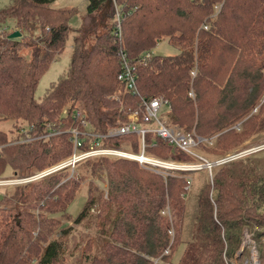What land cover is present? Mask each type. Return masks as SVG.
I'll return each instance as SVG.
<instances>
[{"label": "trees", "instance_id": "obj_1", "mask_svg": "<svg viewBox=\"0 0 264 264\" xmlns=\"http://www.w3.org/2000/svg\"><path fill=\"white\" fill-rule=\"evenodd\" d=\"M17 1L15 7L0 10V24L23 12L28 17L34 9H42L55 0ZM101 7L103 0H88L86 15L93 19ZM116 8L121 45L130 59L149 52L163 39L178 49L173 56H151L144 66L136 65L138 96L127 93L116 80L119 65L112 35ZM75 10L60 11L67 16L65 23L46 26V34L36 37V42L23 41L27 31L37 29L33 17L17 20L18 38H8L11 33L0 35V122H14L15 140L25 138V129L29 137L41 134L44 124L57 120L67 105L70 109L59 120L64 129L79 127L71 115L77 103L91 132L106 135L108 125L114 126L121 113L138 109L141 97L167 102L169 111L163 118L167 127L184 133L193 129L202 138L220 133L217 149L219 144L223 149L222 144L231 139L264 131V0H110L105 13L108 32L96 35V44L83 51L79 36L73 37L66 71L50 83L37 101L34 89L38 79L63 50L68 31L73 30L68 20L75 16ZM25 48H30L28 60L21 55ZM101 55L105 59H100ZM92 57L100 59V63L92 65ZM239 122L240 134L226 131ZM60 136L73 147L71 133ZM124 137L132 139V151H138V138L133 134L103 140L117 148ZM12 140L0 131V179L6 178V167L10 174H26L32 165L43 162L39 158L32 160L31 156L38 153L30 150L43 141L10 144ZM143 145L147 152L159 157L193 161L151 134L144 135ZM82 147L83 143L75 150L77 154L86 152ZM42 155L45 160L46 152ZM90 160H82L87 177L93 184L108 177L106 193L103 196V191L88 184L75 213L69 208L77 187L66 191V181L58 186L59 192L48 194L49 183H57V172L0 197V264H55L61 245L49 242L48 235L57 226L51 221L56 213L73 224L86 218L107 224L110 242L104 250L109 253L105 262L94 257L91 264H171L178 249L180 254L174 264H243V260H250L249 248L240 250L244 229L252 234L259 264H264V150L215 167L211 185H203L189 215L181 200L187 182L184 177L189 173L171 171L163 172L167 173L163 176L130 160ZM27 161L32 165L25 166ZM43 197L44 204L40 201L39 205ZM35 203L47 214L49 219L43 220L48 222L29 216L28 209ZM164 206L167 216L160 214ZM92 210H97V214L90 216Z\"/></svg>", "mask_w": 264, "mask_h": 264}, {"label": "rangeland", "instance_id": "obj_2", "mask_svg": "<svg viewBox=\"0 0 264 264\" xmlns=\"http://www.w3.org/2000/svg\"><path fill=\"white\" fill-rule=\"evenodd\" d=\"M106 1L107 0H103V7H101L100 11L96 13V16L94 15L93 17L94 20L92 19V17H89L88 15H86V7L88 4V0H55L50 5L42 9L40 8L34 9L28 17H25V12H23V15L21 16L17 15L16 18L12 20H7L5 21V23L0 24V35L10 34V33L12 34L14 32L19 33L18 31H20V28L18 26L20 25H17V20H20L21 18H25V20L28 21L30 18L33 17V22L37 25L36 26L37 29H35L34 32L27 31L28 33L24 35L25 38H23V41L25 42V44L30 41L36 42V37L44 36L46 34L45 30H47V27H50L49 26L50 24L57 26V25H61L65 23V19L67 16L63 12H60V11H70L76 8L74 12L75 16H73L72 18L68 20L69 27H71V29L73 30L68 31V34H67L68 39L64 42L63 50L60 52V54L56 55L55 59L47 67V70L38 79V82L34 89V98L37 99V101L41 99L42 95L44 94L45 90L50 85V83L54 82L57 77H59L62 73L66 71L69 58H70V53L72 51L73 37L79 36L80 41L82 43V48L80 50L83 51V50H88L93 43L96 44L97 41H95V38H94L96 35L104 36L108 32L107 29L109 26V22L105 20V13L107 11ZM17 3H18L17 0H0V10L3 8H7V7H12V6L15 7ZM60 8H64L65 10H58ZM217 8L218 7H216V11H217ZM60 13H63V14H60ZM69 15L70 14H68V16ZM104 24H106L105 27H103ZM42 28H46V29H42ZM119 42L120 41L115 40V44H116L115 56L117 60H118L117 53L119 52L120 49L123 50V48L120 47L122 45L121 43L119 44ZM177 53H178V49L176 47H172L166 39H163V40H160L154 46V48H152L149 52L147 51V52L141 53L139 57L145 54L159 56V57H169ZM29 54H30V48H25L21 51V55L24 56L26 60L29 59ZM139 57H137V59ZM101 58H103L102 55L100 56V59ZM149 58L146 59L144 63L147 60H149ZM100 59L92 57L91 64L92 65L99 64ZM129 60L131 61L132 59L129 58ZM101 62H102V65L105 66L104 60ZM112 63L114 62H111V65H110L111 68L114 67ZM91 64H90V69H91ZM144 65L145 64H142V66ZM188 95L189 97L193 98V94L191 92H189ZM67 109H70L68 105L61 111L57 120L56 118H53L52 121H49L50 123H45L41 130V134L37 136L29 137L26 135L27 132L25 129V138L23 137L22 139H17V140L14 139L15 136L12 134L14 122L10 120L0 122V131L5 133L7 137H9L10 139H13L10 144H17V143L29 144L37 139L40 141H43V143L39 146L40 148L38 147V145L34 146L33 149L30 147V150L36 151L34 153L32 152V154H36V153L39 154V155L37 154L36 156H31L32 155L31 154L30 155L32 157L31 159L35 160L39 158L40 160H43V162L39 166L32 165L28 161L25 162V166L32 165V167L28 170L26 174L18 172V174L15 175L12 172L11 174L13 175V178L15 179L16 178L17 179L27 178L31 180L28 183H33V182L40 180L41 178L49 177L52 174L57 172V174H55L57 176L54 177L55 178L54 180H56L57 183H55L53 186H51L52 183H49L50 186H49L48 194L52 193V191L59 192V190L57 189L58 186L60 184L62 185V183H65L66 181L69 182V184L66 186V189H67L66 191H68L72 187H77L76 190L78 193L79 192L80 193L78 194L76 192L78 195L75 193L77 196L76 195H75L76 197L74 196L75 199L73 200V203L69 208V212L71 213H75L77 210L76 207L79 206L81 202L83 201L84 196L86 195L88 184L92 188L97 187L98 188L97 191H103V196H104V193H106L105 190L108 185L109 178L108 177L106 178L104 176L102 179H100V183L93 184L91 182V178L87 177L86 169L83 167L85 163H82L83 162L82 160L84 159L73 158L72 157L74 153L73 147H70L69 143H65L64 141H62L63 138H61L60 136L61 133L69 132L70 134L71 130L72 132H76L73 129H77L80 132V135L78 136H80L81 138H76V137L71 136V139L69 137V140L70 142H75L76 144H78L79 147L83 143V147H82L83 150L89 151L92 148L104 149V150H116L119 153H122L124 155V156L111 155V156L89 157L91 158L90 162L97 161V158H105V161H107V163H116L117 161L130 160V161H134V163L140 168L147 170L153 174L158 173L163 176H166L167 173H163V172H169V174L172 173L171 171L158 169L157 167H154V166H150L146 164L144 166L140 164L143 158L141 157V160H140L142 143L139 137L137 136L136 137L138 138L139 147H138V151L133 152L132 151L133 148H131L132 147L131 142L133 140L127 137H124L126 139L122 138L120 140V144L117 148H112L107 143H105L103 140L104 138H109L108 136L99 135V134H95L91 132L90 130L91 128L88 125L87 126L85 125L83 127L82 126L77 127L76 125L75 126L71 125L70 127H67L66 129H64L62 125V121H60L59 119L61 117L62 118L65 117L67 113L66 112ZM128 111L129 110H126V112L121 113V117L119 118V121L116 122L114 126L108 125L107 132L117 128L120 124L128 121L130 117ZM168 111L169 109L168 110L164 109L159 114V117H161L164 123H165V119L163 118L167 116ZM75 112H78L80 116L84 117L81 114L83 113V111L81 109L80 104L78 103L74 105L71 115H74ZM169 127L177 131H180L176 127H173V126H169ZM28 130H30V128H28ZM191 130H192L190 131L191 133L195 132L193 129ZM30 131H32V129ZM226 131H232V133L240 134V131H241L240 122L235 123L230 128H228ZM62 135H65V134H62ZM220 136H221L220 133L211 134L209 137L204 138L208 140L210 144L207 142L203 143L200 146L201 149L200 147H199V150L197 149L198 154L203 159H205L206 162L214 163L218 161H223L226 159H230L239 153H243L245 151H249L253 149H258L260 147H264V131H259L258 133L251 134L247 138L237 137V138L231 139L227 141L225 144H222L223 149L220 147L221 144H219V148L217 149L218 141L220 143V140L218 137ZM52 137H55V138L51 139ZM95 138H97L98 140L95 141ZM129 140L130 141L132 140V141L130 142ZM143 149L147 152L146 148H143ZM145 151H144V154H142L144 158L147 157L152 160L171 163V164H180V163L189 162L187 161L188 159L175 161L172 159H168L167 158L168 156L159 157L151 151L147 153H145ZM42 152L43 153L46 152L45 160L42 159L43 157ZM135 153L136 155H134ZM137 156H139V158ZM25 159H29V158L26 157ZM77 162L78 164L75 165V163ZM79 163L80 164L82 163V164L79 165ZM217 166L219 165L211 167L210 169L203 168L201 169V171L185 172V173H189L190 175H186L184 177L187 182L184 183V186L182 188V191L185 193V196L182 197L181 200L183 202V205L185 206L186 213L188 215L191 214V212H193V203L195 200V196L201 190L203 185H205V183H207L208 186L211 185V176H213V173L211 172H213V169H215V167ZM17 170L18 169H16V171ZM62 170H65V171L60 172ZM11 174H10L9 168L6 167L4 169L3 177H6V179H8V177L12 178L10 177ZM79 175H81L80 178H79ZM26 184L0 187V197L4 195H11L12 192L17 187H22ZM42 189H44L43 186H42ZM92 196H96V192H92ZM44 198L45 197L39 200V202L41 201L44 204ZM102 199L104 198L102 197ZM51 200L52 199H49V201ZM41 202L39 203V205H41ZM37 206L38 204L35 203L33 208L28 209L29 216L35 218V221H37L36 217L38 218L40 217L41 221H45L43 220L44 218L49 219V217L44 212V210H40V208H36ZM167 211H168L167 206H164L163 211H160V214L162 216H167ZM97 212H98L97 210H92L90 211L89 215L94 216L97 214ZM51 221L56 222L57 226H55L54 230L51 229V234L48 235V241L49 242L55 241L56 243L61 245V248H60L61 253L59 254V259L55 264H91L94 261L93 259L94 257H96V259H99V260H104L105 262L109 252L108 253L105 252L104 249H105V245L108 242H110V240L107 239V233H106L107 224L98 223L97 220L95 221L89 218H86L85 220L81 221L79 224H73L71 220L66 222L65 216L61 217L57 213L51 217ZM45 222H48V221H45ZM64 223H66L67 225L64 226ZM63 232L64 234H62ZM171 235L172 234H170L169 236L171 237ZM251 237H252V234L248 232L246 229H244L243 239H242L243 244H241L242 246L240 250L242 251L243 248H249L250 260L249 261L243 260V264H254V263L259 264L258 254L255 251V246H254V243ZM182 239H183V235H182ZM43 247L44 246H42L41 249ZM180 250L181 249H178L177 253L174 254L171 260V264H174L175 261L178 259ZM154 262L156 261H153V264ZM227 262L228 260H226V263ZM165 263H161V264H165Z\"/></svg>", "mask_w": 264, "mask_h": 264}, {"label": "built area", "instance_id": "obj_3", "mask_svg": "<svg viewBox=\"0 0 264 264\" xmlns=\"http://www.w3.org/2000/svg\"><path fill=\"white\" fill-rule=\"evenodd\" d=\"M119 19L120 18H119L118 11L117 9H114V24L115 25L113 27L112 35L116 41H120L119 42L120 44L121 43V32H120V22H119L120 20ZM117 56H118L117 61L119 65V72L116 75V80L122 84L124 90L127 93H129L132 96H138L136 85H135L136 65L144 64V61L149 58V55L145 54L143 56H140L138 59H132L130 61L127 55L124 53V51L120 49L119 52L117 53ZM168 107L169 106L167 102L160 98L145 99L141 97L139 101L138 109L133 110L132 112L129 113L130 115L129 120L126 121L125 124L119 125L117 128L109 131L108 134H106L105 136L119 137V136L133 134L139 137L142 143L140 160H141V157H143L140 164L144 166L146 164V165L154 166V167H157L158 169L167 170V171L196 172V171H201V169L203 168L210 169L211 167L220 165L222 161H218L214 163L206 162V160L203 159L197 152V147L199 145H202L203 143H206V142L210 144L208 140L195 135L193 132L184 133V132L177 131L175 129H172L166 126V124L160 119L159 114L162 110L168 109ZM72 118L74 119L75 122L78 123L79 127L80 126L83 127L86 125L85 121L82 120V116H80L78 112H75L74 115H72ZM73 130H75L76 132H72L71 130L70 133L72 132L71 134L73 135V137L78 138V135H80V132L77 129H73ZM145 134L154 135L155 137L165 142L171 148L185 154L186 156H189L190 158L193 159V161L187 162V163H180V164H171V163L152 160L147 157L144 158L142 154H143V148H144L143 147V137ZM72 144H73V149H74V153L72 157L75 159H85V158L95 157V156H111V155L124 156L122 153H119L116 150H104V149H95V148H92L89 151H86L84 153L77 154L75 150L78 149L79 146L75 142H72ZM255 150L257 149L239 153L232 158H236V157L240 158V157L246 156ZM29 181L31 180L27 178H23V179L4 178V179H0V187L26 184Z\"/></svg>", "mask_w": 264, "mask_h": 264}, {"label": "water", "instance_id": "obj_4", "mask_svg": "<svg viewBox=\"0 0 264 264\" xmlns=\"http://www.w3.org/2000/svg\"><path fill=\"white\" fill-rule=\"evenodd\" d=\"M108 4H109V0L106 1V6H108ZM18 37H19V33L14 32V33L10 34L8 38H10V39H15V38H18ZM261 150H264V147H262V148H260V149H257V150H255V151H252V152L249 153L248 155H250V154H252V153H256V152L261 151ZM246 156H247V155H246ZM243 157H244V156H243ZM240 158H241V157H240ZM235 159H238V157H236V158H232V159H226V160L222 161V162L220 163V165H221V164H224V163H226V162H229V161H233V160H235Z\"/></svg>", "mask_w": 264, "mask_h": 264}, {"label": "crops", "instance_id": "obj_5", "mask_svg": "<svg viewBox=\"0 0 264 264\" xmlns=\"http://www.w3.org/2000/svg\"><path fill=\"white\" fill-rule=\"evenodd\" d=\"M151 56H153V55H149V57L151 58ZM169 109V108H168ZM168 109H165V110H168Z\"/></svg>", "mask_w": 264, "mask_h": 264}, {"label": "bare ground", "instance_id": "obj_6", "mask_svg": "<svg viewBox=\"0 0 264 264\" xmlns=\"http://www.w3.org/2000/svg\"><path fill=\"white\" fill-rule=\"evenodd\" d=\"M139 158V156H137Z\"/></svg>", "mask_w": 264, "mask_h": 264}]
</instances>
